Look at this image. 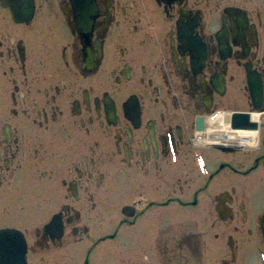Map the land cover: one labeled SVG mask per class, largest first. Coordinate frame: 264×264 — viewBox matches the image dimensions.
<instances>
[{
    "label": "flooded vegetation",
    "instance_id": "1",
    "mask_svg": "<svg viewBox=\"0 0 264 264\" xmlns=\"http://www.w3.org/2000/svg\"><path fill=\"white\" fill-rule=\"evenodd\" d=\"M255 79L264 0H0V229L25 264H264V122L195 139Z\"/></svg>",
    "mask_w": 264,
    "mask_h": 264
},
{
    "label": "bare ground",
    "instance_id": "2",
    "mask_svg": "<svg viewBox=\"0 0 264 264\" xmlns=\"http://www.w3.org/2000/svg\"><path fill=\"white\" fill-rule=\"evenodd\" d=\"M91 17V16H90ZM251 78L253 77L250 76ZM221 80L223 82V86L225 84L224 78L222 77H212V79ZM250 78V79H251ZM255 83L258 86L257 88H249L257 97V105L250 108L248 111H227L224 110L220 114V116H216L214 119L211 117H204L205 119V128H200L201 119L200 117L197 118V125L195 131V139L201 145L210 146L212 144V140L210 137L213 138L215 133L216 137H220L223 139H231L233 141L232 144H236L237 147H250L254 145H259L260 138H261V129L264 122V112L263 109V91L260 95V87L255 79ZM223 88L219 85L218 92L221 93ZM237 112V113H236ZM237 115H246L248 116V122L254 124L255 127L246 128V127H235L232 125L233 116ZM213 119V120H212ZM252 138L250 139L248 144L245 145L242 140L245 138ZM264 228V223H263ZM53 232L58 235V237L62 236L64 233L63 224L60 223L58 226H54ZM4 249V250H3ZM27 253V243L25 241L24 235L16 229H0V264H7L5 262L10 261L9 264H25ZM7 256H6V255Z\"/></svg>",
    "mask_w": 264,
    "mask_h": 264
},
{
    "label": "water",
    "instance_id": "3",
    "mask_svg": "<svg viewBox=\"0 0 264 264\" xmlns=\"http://www.w3.org/2000/svg\"><path fill=\"white\" fill-rule=\"evenodd\" d=\"M257 97L255 95H253L252 97V102H253V106H256L257 104ZM248 116L246 115H237L235 114L233 116V121H232V125L235 127H246V128H251V127H255L254 124L249 123L248 121ZM201 128V127H200Z\"/></svg>",
    "mask_w": 264,
    "mask_h": 264
},
{
    "label": "rangeland",
    "instance_id": "4",
    "mask_svg": "<svg viewBox=\"0 0 264 264\" xmlns=\"http://www.w3.org/2000/svg\"><path fill=\"white\" fill-rule=\"evenodd\" d=\"M252 105H253V102H252ZM233 112H235V111H233ZM201 128L204 129L205 127L202 126ZM245 138H246L245 141H244L245 145L248 144V142H249L250 139H254V137H252V138L245 137ZM227 143H230V139L221 140L220 141L221 149H226V146L225 145ZM209 148H211V147H209ZM242 150L243 151H249L250 153H254V152H256L258 150V146L257 145L250 146V147L244 146V147H242Z\"/></svg>",
    "mask_w": 264,
    "mask_h": 264
}]
</instances>
